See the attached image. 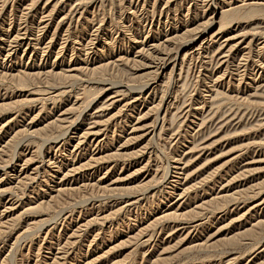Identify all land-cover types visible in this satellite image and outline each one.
<instances>
[{
    "label": "rangeland",
    "instance_id": "1",
    "mask_svg": "<svg viewBox=\"0 0 264 264\" xmlns=\"http://www.w3.org/2000/svg\"><path fill=\"white\" fill-rule=\"evenodd\" d=\"M0 264H264V0H0Z\"/></svg>",
    "mask_w": 264,
    "mask_h": 264
},
{
    "label": "bare ground",
    "instance_id": "2",
    "mask_svg": "<svg viewBox=\"0 0 264 264\" xmlns=\"http://www.w3.org/2000/svg\"><path fill=\"white\" fill-rule=\"evenodd\" d=\"M253 19V18H252ZM186 55V54H185Z\"/></svg>",
    "mask_w": 264,
    "mask_h": 264
}]
</instances>
